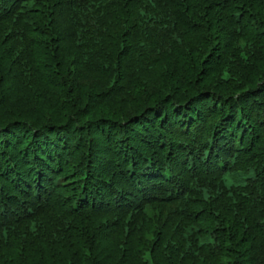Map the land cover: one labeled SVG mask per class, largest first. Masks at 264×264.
I'll use <instances>...</instances> for the list:
<instances>
[{
	"label": "trees",
	"instance_id": "trees-1",
	"mask_svg": "<svg viewBox=\"0 0 264 264\" xmlns=\"http://www.w3.org/2000/svg\"><path fill=\"white\" fill-rule=\"evenodd\" d=\"M0 264H264V0H0Z\"/></svg>",
	"mask_w": 264,
	"mask_h": 264
}]
</instances>
